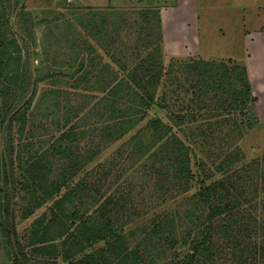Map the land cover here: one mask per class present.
Segmentation results:
<instances>
[{
	"label": "rangeland",
	"instance_id": "1",
	"mask_svg": "<svg viewBox=\"0 0 264 264\" xmlns=\"http://www.w3.org/2000/svg\"><path fill=\"white\" fill-rule=\"evenodd\" d=\"M7 2L10 6L7 5L6 11L0 3V14L5 11L9 28L15 32L17 27L13 24V0H7L6 4ZM21 4L33 17L37 38L36 44H31L29 54L33 72L37 74L35 67L41 66L39 72L42 73L39 74L45 76L35 82L33 90L28 92L29 100L23 108L26 119L15 121L12 128L14 162L17 174H21L20 180L14 184L15 188L11 187L10 206L14 219L8 228L10 237H15L14 242L23 245V251L31 255L32 247L27 240L34 219L46 214L45 220H48L51 216L50 206L66 190L62 186L59 192L53 193L33 213L23 216V210L31 196L27 187H21L20 182L28 175L23 168L38 158L39 153L49 148L62 131L64 116L69 113L70 121L67 126L74 124L76 131H82L74 142L75 152L82 155L93 154L88 161L81 157L82 165L68 181V189H76L75 186H78L75 196L83 194L82 201L75 197L73 202L77 204L76 208L80 212L89 213L94 218H97L99 212L110 210L107 215L112 218V226L123 234L129 248L139 249L144 259L143 264H176L182 258H188L190 241L194 234L201 237L199 230L204 229V225L189 222L185 217L189 211L195 220L196 215L205 212L202 205L196 204L195 196L200 190L202 179L206 184L222 180L234 194L242 193L239 208L236 209L239 223H233L231 232L226 235L217 230L216 225L220 222L216 219L213 222L212 237L208 242L210 248L207 256L201 255L198 262L194 258L192 264H198L199 261L204 264H249L252 259L253 264H264V251L261 252L260 247L264 245V109L254 101L245 113L240 114L238 109L232 111L233 117L237 116L238 121L241 119L243 135L239 137L232 120L227 119L225 99L221 97L217 102L219 108L210 109V102L215 98L206 96L205 100L209 105H205L204 99L194 96H197V88L191 95L192 88L189 85L198 82L199 76H190L186 72V63L193 60L244 64L239 60L247 52L243 36L250 34L251 29L264 28V0H22ZM153 10L159 11L160 41L157 31L151 29V25L155 24L154 17L151 20L143 18L146 12L151 16L150 11ZM103 17L106 29L113 30L109 33L115 40L109 41L110 43L109 39L103 38L99 42L96 36L89 33H96V27L89 21L95 19L96 26H99ZM113 22L119 25L118 35ZM16 32L19 42L23 44V36L19 31ZM79 35L93 44L94 53L102 62L108 61L111 64L109 71L114 70L119 76L127 77L133 66L139 64L148 53L154 52L157 44L160 45V53L157 51L159 57L154 56L160 60L163 69L161 79L154 89L155 101L145 111V117L117 140L103 136L101 126L104 121L101 115L94 113L96 108L88 111L93 103L99 107L97 101L106 92L95 81V74L99 73L100 78L106 73L100 71L99 67L93 69L88 74V90H81L80 86L73 87L67 76L57 75L55 72L58 70L63 73L66 70V62L72 56L69 39L75 38L79 41L82 38ZM43 42L45 48L42 46ZM105 42L111 46L106 48L103 46ZM54 54L58 55L57 59L53 58ZM117 59L126 62V66L120 68ZM54 60L59 63L56 64ZM88 67L86 63L84 71ZM54 72L55 76H51ZM247 75L250 83L255 80L254 77L250 79L248 69ZM178 83L185 85L181 91L178 88L179 96L168 93ZM51 88H58L59 97L46 93ZM84 92L87 93L86 97H91L86 98ZM218 92L222 94V90ZM192 96L196 98V104L189 108ZM199 102L204 106L197 107ZM163 105L167 107H161ZM181 105H184V120L178 122L170 113L176 112ZM68 108L72 110L67 112ZM209 112L219 115H209ZM191 113L196 116L194 121L190 117ZM155 117L170 120L173 130L191 145L190 178L174 176L178 164H173L170 160L172 153L168 150H173L172 146L161 149V141H158L154 145L158 149V155H143L137 152L134 142L129 141L134 135L141 136L148 142L151 131L146 129L145 124L147 120ZM215 120L219 123L212 132L208 125ZM21 126L22 132L18 130ZM5 129L6 122L0 130L1 155L5 151ZM28 142H32L29 152H36L34 159L26 151ZM236 144L241 147L244 156L239 160L226 161L227 157H234ZM45 158L47 159L42 164L49 165L45 167L47 173L44 184L48 185L51 179L60 177L59 171L67 166V161L50 153ZM223 160L224 167L219 169ZM201 161L203 167L199 165ZM28 182L30 187L31 180ZM184 186H187L186 190L183 189ZM41 191L38 193L42 194ZM108 197H111L110 202ZM85 213L84 216H87ZM165 213L174 219V227L170 233L176 241L173 246L167 240L150 233L153 225L158 220H163ZM250 225L256 227L251 231L245 229ZM51 227L52 232L60 228L55 222ZM73 228L74 224L70 225L69 232L74 231ZM190 229L192 233L187 235ZM4 237L6 236L2 233L0 238ZM184 237L188 238L187 243H182ZM235 239V245L257 243L259 252L257 251L255 257L245 258L246 251L232 247ZM54 241L63 248L60 243L61 236ZM82 243L85 249L76 254L74 259L87 252L95 253L105 245V240ZM13 245L0 242V264H16L13 256L16 247H12ZM57 263L68 264L62 257H58Z\"/></svg>",
	"mask_w": 264,
	"mask_h": 264
},
{
	"label": "trees",
	"instance_id": "2",
	"mask_svg": "<svg viewBox=\"0 0 264 264\" xmlns=\"http://www.w3.org/2000/svg\"><path fill=\"white\" fill-rule=\"evenodd\" d=\"M7 0H0L1 6L6 11ZM22 0H13L14 21L13 24L17 27L16 31H19L23 36V44L19 42L17 32H13L12 28H9L8 18L3 11L0 14V130L3 124L6 122L5 129V146L4 153L0 154V236L2 233L6 237L0 238V242L7 243L8 245L14 244L12 247H16V251L13 252L14 262L16 264H58V257H62L68 264H143L144 259L138 248H129L124 241L123 234H120L112 226V218L105 212L98 213L97 218H94L83 211H79L76 208L73 199L78 197L80 201L83 199V194L76 195L78 192V186L68 189V181L73 173H76L77 169L82 165L81 157L86 161L93 157V154H78L74 150V142L78 139V135L82 131H76V126L71 124L67 126L70 118L69 113L64 116V120L61 124V132L55 137L49 148L39 153L36 157L35 153H30V144L26 143L28 154L30 158L34 160L28 164L24 171L28 173L26 179L22 180L21 187H27L30 193L29 203L26 204L23 210V216H27L33 213L36 207L41 206L47 198L52 197L53 193L59 192L62 186L66 187V190L59 195L52 206H50L51 216L48 220H45L46 214H43L34 219L32 228L30 230V236L27 240L28 245L32 247V254L27 255L23 251V245L14 242L15 237H10L9 225L14 219V214L11 209L12 191L11 187L14 186L20 180V175L16 172V165L13 156L14 146L12 138L13 123L17 120L24 121L25 111L24 106L29 100V90L34 88V83L41 80L44 74H39L41 66L35 67L37 74H34L32 68V61L30 60V46L33 43L36 44L37 38L35 36L33 17L30 12L25 11V7L21 4ZM159 11H150L144 13L143 18L153 19L155 24L151 25V29L157 31V38L161 37L160 31V18ZM105 17L100 19L99 26H96V20L91 19L89 21L94 27L95 31H89L92 36H96L99 42L100 39H109L108 42L114 41L115 38L110 34V31L106 29L104 24ZM115 25V31L119 29V25ZM19 29V30H18ZM104 31V32H103ZM96 34V35H95ZM148 34V33H147ZM118 35V32H117ZM81 36V35H79ZM77 37V36H75ZM82 37V36H81ZM82 39V43H81ZM79 41L75 38L69 39V47L72 51V56L69 61L66 62V70L63 73L56 70L55 72L60 75H65L71 79L73 87L81 90H88L90 78L88 74L93 69L99 67V70L106 73L105 76L99 78V73L95 74V81H98L100 89L106 92L98 99V106H94V103L88 111H92L96 108L94 113L101 115V119L104 121L101 126L103 136L106 139L117 140L121 138L125 133L131 130L140 120L145 117V111L154 103V89L159 83L162 75V64L159 63V59H156L154 55L160 53V45L155 46V51L148 53L141 62L128 72V77L125 75L119 76L114 70L109 71L111 64L108 61H103L97 56L93 44L88 40H84L82 37ZM161 39V38H160ZM160 41V40H159ZM158 41V42H159ZM109 42V43H110ZM102 45V43H101ZM43 48L46 46L42 43ZM103 46L110 47L108 43H103ZM85 51V52H83ZM159 53H158V52ZM24 53V54H23ZM86 53V54H85ZM92 54H94L92 56ZM58 55L54 54L53 58L57 59ZM114 57V55H113ZM159 57V55H158ZM116 59V58H115ZM55 63H59L57 60ZM119 67L126 66V62H122L121 59H117ZM87 63L88 70L84 71V67ZM84 71V72H81ZM55 72L50 74L55 76ZM186 72L190 76L197 74L199 76L198 82H192L189 87L192 88L190 94H194V90L197 88L196 98L204 99L206 102V96L215 98L210 103L211 108H219L217 102L223 97L226 101L227 108L225 112L227 119L232 120L233 128L237 130V135L242 137L243 131L241 130V119L238 121L237 116L233 117V110H240V114L245 113L252 102L256 100V97L252 93L251 83L247 75V68L244 64L233 62L231 64L225 62H211L205 59L193 60L186 63ZM185 87L184 84L178 83L177 87H171L168 93L179 96L180 91ZM178 88H181L180 91ZM187 90V88H186ZM218 90H222V94H219ZM48 94H53L55 97H59L60 91L57 89H49L46 91ZM83 91H81L82 95ZM84 92V96L86 97ZM221 95V96H220ZM91 95H87L86 98H90ZM196 98L193 96L190 98L189 108H192L196 104ZM87 102V101H86ZM84 104V103H83ZM186 105V108L188 107ZM205 105H209L207 102ZM204 106L199 102V106ZM82 107V106H81ZM161 107H167L163 105ZM184 105H181L176 112H171L170 116L177 121H183ZM188 109V108H187ZM72 109L67 110L69 112ZM48 115V113H46ZM239 114V115H240ZM209 115H219L215 112H209ZM238 115V116H239ZM23 116V117H22ZM191 119L195 120V114H190ZM218 121L208 125L213 132L217 129ZM146 129L151 131V138L148 142L144 141L141 136H132L129 141H133L137 147V152L145 155L151 153L158 155L157 148H154L156 142L161 141L159 147L168 148L172 146L168 152L170 160L174 164L177 162L178 167L176 169L175 177L190 178L192 175L190 169V151L191 145L186 143L174 130L173 124L170 120H164L161 117L150 118L145 124ZM22 126L18 128L22 132ZM25 144V143H24ZM236 152L234 157H227L226 161L239 160L244 156L241 147L237 144L234 145ZM157 149V150H156ZM165 151V150H164ZM21 150L19 155L21 156ZM47 153L50 155L58 156L67 161V166L59 171L60 177L51 179V182L44 184V177L46 176V169L49 164L44 166L43 161ZM19 156V159H20ZM231 159V160H230ZM45 163V161H44ZM203 161L200 162V166ZM20 165V164H19ZM224 167V160L218 167ZM76 169V170H75ZM18 175V176H17ZM31 180L30 187L28 186V180ZM15 188V186H14ZM184 190L187 186H184ZM14 190V189H13ZM42 190V191H41ZM41 191L42 194H39ZM240 195L242 193L234 194L230 188H228L224 181L219 180L210 184H206L202 179L200 182V190L195 195L196 204L202 205L205 208V212L201 215H196L195 220L192 218V213L186 212L185 217L189 222L196 223L197 225H204V229H200L199 233L201 237L194 234L190 241L188 258H182L180 262L176 264H192L195 258L198 259L201 255L207 256L209 250V244L212 237V231L214 230V221L219 220L217 230L222 231L224 234L230 233L232 224L239 223L237 218L238 213L236 209L239 208L241 201ZM107 200L110 202L111 197ZM77 203V202H76ZM117 203V202H116ZM84 213L87 216H84ZM64 221V223H63ZM69 221V222H68ZM59 224L60 228L55 229L52 232L51 225L53 223ZM181 222V220H180ZM74 224V231L69 232L70 225ZM174 225V219L170 214H163V220L157 221L150 233L158 237L159 239H165L169 242L170 246L175 244V237H171ZM256 225L246 226L245 229L251 231ZM15 226L13 227V230ZM192 230H188L187 235H190ZM62 237L61 247L54 239ZM98 240H105V245L94 252H87L78 259L73 257L81 253L85 249V245L82 243H92ZM182 243H187L189 240L184 237ZM237 240L235 239L231 244L242 252L246 251L245 258L255 257L257 255L258 244L246 243L243 246L235 245ZM261 252L264 251V245H261ZM259 252V251H258ZM9 253V252H8ZM37 255V256H36ZM73 258V259H72ZM264 258V256H263ZM255 259V258H254ZM253 260V259H252ZM250 260L249 264H253ZM198 264H204L203 261H199Z\"/></svg>",
	"mask_w": 264,
	"mask_h": 264
},
{
	"label": "crops",
	"instance_id": "3",
	"mask_svg": "<svg viewBox=\"0 0 264 264\" xmlns=\"http://www.w3.org/2000/svg\"><path fill=\"white\" fill-rule=\"evenodd\" d=\"M243 39L247 52L239 60L248 69L250 79L255 78L251 82L252 93L256 97V105L264 109V28L251 29Z\"/></svg>",
	"mask_w": 264,
	"mask_h": 264
}]
</instances>
